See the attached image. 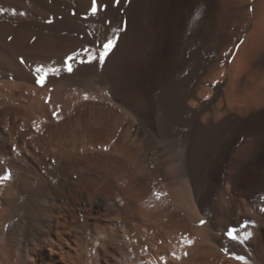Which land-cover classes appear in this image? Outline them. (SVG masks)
<instances>
[{
    "label": "bare ground",
    "instance_id": "obj_1",
    "mask_svg": "<svg viewBox=\"0 0 264 264\" xmlns=\"http://www.w3.org/2000/svg\"><path fill=\"white\" fill-rule=\"evenodd\" d=\"M96 3L0 0V264H264V0Z\"/></svg>",
    "mask_w": 264,
    "mask_h": 264
},
{
    "label": "snow or ice",
    "instance_id": "obj_2",
    "mask_svg": "<svg viewBox=\"0 0 264 264\" xmlns=\"http://www.w3.org/2000/svg\"><path fill=\"white\" fill-rule=\"evenodd\" d=\"M119 2H120V0H116V3H119ZM91 11L93 14H95L97 12L96 0H92ZM49 23H51V21H49ZM115 44H116V41L114 39H107L106 42H103L100 45V50L97 52H93V50H91V49L84 48L80 51H76V52L72 53L71 55H69L67 57V59L65 61L67 72L71 73L73 71L72 64L70 62L75 61L78 57H86V59L81 58L79 60L80 63H92L93 61L98 60L100 64H103L105 61V58L112 51ZM21 62H23V60ZM34 72H35V81L34 82L42 88L45 87L48 73L46 71H44V69L42 67L35 68ZM85 99H87V97H85ZM50 100H51V97H49L46 100V103H49ZM57 108H58V106H57ZM52 116L58 119L59 118L58 111H53ZM10 178H11L10 174L0 175V182H5V181L9 180ZM154 195H156L157 199H159L161 194L160 193H154ZM260 211L264 212V208H261ZM203 223L204 222L201 221V224H203ZM226 235L229 237V239H231L233 241L237 240V236L231 230H229L226 233ZM186 242L189 245L192 243L191 240H187ZM242 242L243 241H241V243ZM225 251H227V250L225 249ZM185 255H187V253H185ZM176 258L179 259V257H176ZM232 258L239 260V261H243V264H247V260L245 259L244 256H233Z\"/></svg>",
    "mask_w": 264,
    "mask_h": 264
}]
</instances>
